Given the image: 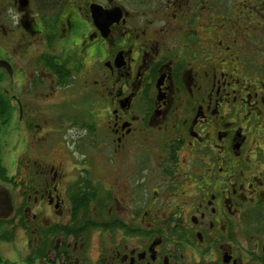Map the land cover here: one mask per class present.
Wrapping results in <instances>:
<instances>
[{
	"label": "flooded vegetation",
	"instance_id": "1",
	"mask_svg": "<svg viewBox=\"0 0 264 264\" xmlns=\"http://www.w3.org/2000/svg\"><path fill=\"white\" fill-rule=\"evenodd\" d=\"M12 5L15 26L0 19V28L11 40L21 31L20 59L42 40L47 48L36 60L43 69L58 80L39 59L54 56L59 68L80 75L90 104L105 112L84 126L73 122L84 132L68 130H76L75 142L90 136L91 150L109 163L100 175L110 180L82 150L84 165L72 177L63 160L36 158V148L49 153L59 140L33 132L29 142L20 131H32L26 114L36 113L0 88L11 104L0 131L12 134L7 152L16 158L9 171L0 133L12 182L0 178L18 190L16 197L0 186V206L5 191L12 199L11 214L0 208V218L13 220L14 238L25 233L27 253L45 248L34 262L264 264V37L254 36L264 25V0ZM0 50L1 72L12 79L29 75L30 82L43 72L28 71L26 62L18 69L15 47L14 58ZM86 188L91 210L75 214V194ZM84 217L97 225L86 228Z\"/></svg>",
	"mask_w": 264,
	"mask_h": 264
},
{
	"label": "rangeland",
	"instance_id": "2",
	"mask_svg": "<svg viewBox=\"0 0 264 264\" xmlns=\"http://www.w3.org/2000/svg\"><path fill=\"white\" fill-rule=\"evenodd\" d=\"M1 3L2 2H0V4ZM12 3L13 0H6L5 5L0 6V19H3L4 23L7 21L9 25L14 27L15 23L13 20L15 18L16 11H14L15 9ZM1 22L2 21L0 20V25ZM262 28H264L263 24L256 29L254 36L258 35L259 38L264 37V33L261 31ZM6 37L7 36L4 35L2 28H0V45L5 51H8L7 54L12 58H14L13 48H16V51L14 50L16 59H18L17 55H19V59L17 60L18 69L20 67H24L26 62L28 71L36 69L43 71L40 73L37 72L38 74L36 73L32 77L33 81L29 82V75L23 78L22 81H18L17 78L20 77V75L17 76V74H15L13 76L14 78L12 79L10 75H8L6 72H1L0 69V75H2L0 76V88L5 87L9 89L10 95L16 93L17 97L21 98L25 109L27 111L28 108L32 109L33 113H36L35 116L30 112V114H26V121H29L33 124V126H31L32 131L26 133L24 132L25 130L22 129L20 133L23 135L25 134L29 142H31V136L33 132L36 134V136H38V138L39 136L42 138L50 136V139L52 138L54 140H59L60 142L53 143L51 146H54V148L51 149L49 153L44 147L41 149L36 148V158L43 163L46 161V164L48 165L52 163H61L63 160L65 168L69 170L70 175L73 177V175L75 176V174L78 173L81 165H84L83 159L85 158L82 157V151H86L90 160L92 159L91 156H93L94 162L91 166L92 170L97 168L95 171L99 176H102L103 179L110 180V177L100 175L102 169L105 168L106 165L109 167V163L106 161V156H104L101 152H96L98 150L96 146H94L96 151H94L93 148L91 150L90 139H87L90 136L87 138H81L75 142L77 139L74 137L76 136V130H72L71 132L68 130V128L75 127V129H78L77 132H84V123L89 122L90 119L96 118L97 116H99L98 119H100V116L105 114V112L90 104L88 100L90 94L85 88L82 87L80 81L82 79L80 78V75L74 74V78L72 81H68L70 82L68 85H58V82L56 79H54L53 74L49 73L48 70L45 71L43 66L38 63L39 60L38 62L36 60L41 49L47 48L46 44L42 40L37 42V44L34 43L36 45L35 47L31 46V48L28 49V52H26V59L24 61L20 59L22 53L26 51L23 49L24 45L20 47L17 45L18 40L21 38V31L18 29L15 32V39L13 40H11L12 38L6 39ZM0 52L3 55L1 50ZM262 56H264V52H259L260 59ZM18 84L19 86H17ZM34 84L35 86H32ZM30 86L32 87L30 88ZM15 90L17 92H15ZM10 95H8V97H10ZM18 115L19 110H14V116L18 117ZM75 121H82V123H78L82 124L83 126L73 124ZM2 122L3 121L0 118V124ZM64 122L69 123L63 124ZM22 125L25 127V124ZM60 127L61 131L58 130ZM4 129L0 131L2 137L1 144L3 146L5 156L4 163L8 170L11 171V167L8 164H10V162L12 164L16 162V158H10L11 151L7 152L11 147V141L9 140L10 142H8V139L12 138V134L9 132V130L6 131ZM98 129L100 128H96V132ZM102 131L105 132L104 129L99 130V136H102ZM42 142H44L43 139ZM87 163L88 159L86 161V164ZM22 175H24V172H22ZM0 186L7 188L9 191H12V193L14 191L15 196H18V190H14V187L11 184L3 183L1 178ZM18 232L20 233L22 231ZM23 233L17 235L16 238L11 241H3L0 244V255L4 258L10 259V261L14 262V264H38V260L30 263L26 258V256L29 254L27 253L29 250L27 249L25 242V233ZM92 255L95 256V253H92Z\"/></svg>",
	"mask_w": 264,
	"mask_h": 264
},
{
	"label": "trees",
	"instance_id": "3",
	"mask_svg": "<svg viewBox=\"0 0 264 264\" xmlns=\"http://www.w3.org/2000/svg\"><path fill=\"white\" fill-rule=\"evenodd\" d=\"M40 3H44V0H39ZM40 60H42V62L45 64L46 67H48L49 69H51L52 71H54L57 74V82L58 85H68V81H72V79L74 78L73 74L63 68H59L55 61H54V56L52 55H42L41 57H39ZM2 76V75H0ZM1 79V78H0ZM11 114V104L9 102V97L5 96L4 92L0 91V118L2 119V124H5L9 121L10 118H8V116H10ZM0 177L2 178V180L4 182H12L11 177L9 176L8 170L5 167L4 164H2L1 159H0ZM92 190L87 189L85 191H81L80 194L77 193V195L75 194V199L73 200V205H74V213L77 214V212H79L80 208L85 212V213H89L91 208H90V202L92 200ZM23 226H26V219L24 217L21 218L20 221ZM84 222H87V226L85 225V227L89 228L90 225H97L96 221H94L93 219H89V217H84ZM13 220L10 218V220H5L3 218H0V243L2 241H11L14 239V235H15V226L12 225ZM66 230H70V228H66ZM44 249L45 248H40L38 250L35 251L36 254L32 255V254H28L26 256L27 260H29L30 263H32L37 257L42 258L44 255H46L44 253ZM0 264H14V262L10 261V259L8 258H4L3 256L0 255Z\"/></svg>",
	"mask_w": 264,
	"mask_h": 264
},
{
	"label": "water",
	"instance_id": "4",
	"mask_svg": "<svg viewBox=\"0 0 264 264\" xmlns=\"http://www.w3.org/2000/svg\"><path fill=\"white\" fill-rule=\"evenodd\" d=\"M3 199H1L2 206L0 208L3 209V213L1 214L4 217H7L11 214L12 212V199L11 195L8 191H5L2 196Z\"/></svg>",
	"mask_w": 264,
	"mask_h": 264
}]
</instances>
